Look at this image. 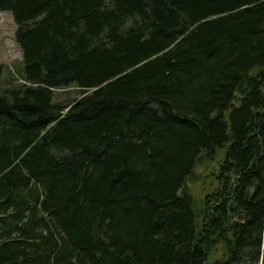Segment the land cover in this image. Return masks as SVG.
<instances>
[{"label": "trees", "instance_id": "16d2710c", "mask_svg": "<svg viewBox=\"0 0 264 264\" xmlns=\"http://www.w3.org/2000/svg\"><path fill=\"white\" fill-rule=\"evenodd\" d=\"M0 11L25 80L0 88V264H264V0Z\"/></svg>", "mask_w": 264, "mask_h": 264}, {"label": "rangeland", "instance_id": "374dc122", "mask_svg": "<svg viewBox=\"0 0 264 264\" xmlns=\"http://www.w3.org/2000/svg\"><path fill=\"white\" fill-rule=\"evenodd\" d=\"M17 25L12 14L0 11V88L20 85L25 83L24 60L21 48L16 42L15 33ZM56 103L71 104L81 98L83 93L76 86L53 89ZM215 163L199 165L195 172L199 176L198 181H190L191 191L199 202H211L216 193V178H219V170ZM215 177V178H214ZM242 264H249L243 259ZM231 264L223 249L216 252L208 264Z\"/></svg>", "mask_w": 264, "mask_h": 264}, {"label": "water", "instance_id": "95a60500", "mask_svg": "<svg viewBox=\"0 0 264 264\" xmlns=\"http://www.w3.org/2000/svg\"><path fill=\"white\" fill-rule=\"evenodd\" d=\"M213 264H219V262H215V263H213Z\"/></svg>", "mask_w": 264, "mask_h": 264}]
</instances>
